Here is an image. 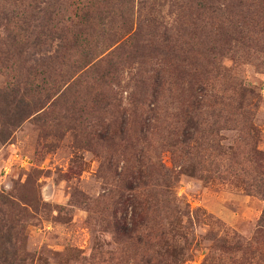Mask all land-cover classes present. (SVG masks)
I'll return each mask as SVG.
<instances>
[{"label":"rangeland","instance_id":"1","mask_svg":"<svg viewBox=\"0 0 264 264\" xmlns=\"http://www.w3.org/2000/svg\"><path fill=\"white\" fill-rule=\"evenodd\" d=\"M263 212L264 0H0V264H264Z\"/></svg>","mask_w":264,"mask_h":264},{"label":"trees","instance_id":"2","mask_svg":"<svg viewBox=\"0 0 264 264\" xmlns=\"http://www.w3.org/2000/svg\"><path fill=\"white\" fill-rule=\"evenodd\" d=\"M17 112L15 111V114H16ZM10 121V123H12V121L11 120H9ZM143 166H138V168H137V173L138 174H140V172H142L143 171V168H142ZM260 225H264V212H263V214H262V217H261V219H260Z\"/></svg>","mask_w":264,"mask_h":264}]
</instances>
